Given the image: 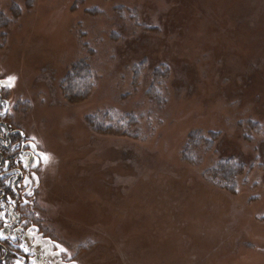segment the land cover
Masks as SVG:
<instances>
[{
  "label": "rangeland",
  "instance_id": "rangeland-1",
  "mask_svg": "<svg viewBox=\"0 0 264 264\" xmlns=\"http://www.w3.org/2000/svg\"><path fill=\"white\" fill-rule=\"evenodd\" d=\"M0 93L30 264H264V0H0Z\"/></svg>",
  "mask_w": 264,
  "mask_h": 264
},
{
  "label": "flooded vegetation",
  "instance_id": "flooded-vegetation-1",
  "mask_svg": "<svg viewBox=\"0 0 264 264\" xmlns=\"http://www.w3.org/2000/svg\"><path fill=\"white\" fill-rule=\"evenodd\" d=\"M8 114L9 106L0 93V132L3 131L0 133V232L4 235L0 237V250L4 254L0 264L8 259L16 260V264H30L32 249L22 241V216L28 212L24 203L27 190L26 187L18 190L24 179L22 164L26 147L22 134L9 129L4 121Z\"/></svg>",
  "mask_w": 264,
  "mask_h": 264
},
{
  "label": "trees",
  "instance_id": "trees-1",
  "mask_svg": "<svg viewBox=\"0 0 264 264\" xmlns=\"http://www.w3.org/2000/svg\"><path fill=\"white\" fill-rule=\"evenodd\" d=\"M83 77H73L69 75L65 78L64 80V89H68V91H73L76 88H78V83L79 85L82 84L83 82L81 81ZM92 120V119H91ZM92 127L96 130H101V131H106L108 130V127H104L101 123H98L96 120H92L90 122ZM196 138V140H195ZM197 142V137L195 136L192 140L191 143ZM197 144V143H196ZM242 164L235 161L233 158H227L225 160H222L219 165H217V173H220L222 176H224L227 180L231 179L234 177L235 174L238 173L237 170L238 167H242Z\"/></svg>",
  "mask_w": 264,
  "mask_h": 264
},
{
  "label": "snow or ice",
  "instance_id": "snow-or-ice-1",
  "mask_svg": "<svg viewBox=\"0 0 264 264\" xmlns=\"http://www.w3.org/2000/svg\"><path fill=\"white\" fill-rule=\"evenodd\" d=\"M34 148H35V146H33ZM45 161H47V157L46 156H44V157H42Z\"/></svg>",
  "mask_w": 264,
  "mask_h": 264
}]
</instances>
